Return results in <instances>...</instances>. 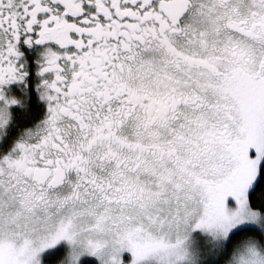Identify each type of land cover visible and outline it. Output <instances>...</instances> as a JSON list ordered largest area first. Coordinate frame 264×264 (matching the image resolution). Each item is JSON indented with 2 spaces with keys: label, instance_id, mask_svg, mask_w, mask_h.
Listing matches in <instances>:
<instances>
[{
  "label": "snow or ice",
  "instance_id": "snow-or-ice-1",
  "mask_svg": "<svg viewBox=\"0 0 264 264\" xmlns=\"http://www.w3.org/2000/svg\"><path fill=\"white\" fill-rule=\"evenodd\" d=\"M33 33L48 128L0 158V264H200L196 234L264 264V0H0V85Z\"/></svg>",
  "mask_w": 264,
  "mask_h": 264
},
{
  "label": "flooded vegetation",
  "instance_id": "flooded-vegetation-1",
  "mask_svg": "<svg viewBox=\"0 0 264 264\" xmlns=\"http://www.w3.org/2000/svg\"><path fill=\"white\" fill-rule=\"evenodd\" d=\"M33 35V42L31 44L24 43V38L21 37L17 42V49L20 55L16 58L17 65L20 66V71L24 73L21 79L13 80L8 82L7 84L0 85V93L8 96L12 99L13 107L11 108V114H13V110L16 108H22L24 104V99L29 92L34 91L38 94L40 101L44 103V114L41 120L37 121L35 124L28 126L24 130L21 131L19 135L11 136L10 150H12V146L17 145L18 142L22 141L23 134L22 132L28 129H35L37 125H39L43 120L47 118L48 108L46 99L44 102V98H42L43 85L42 80L51 79L52 73H43L39 72L41 62L43 60V50L45 45L37 44L35 42V33ZM12 120L6 124V126H12ZM25 133V132H24ZM31 142V140L29 141ZM8 149V148H7ZM7 149L5 151H7ZM19 154V150L17 148L13 149L12 155L16 156ZM69 179L74 178V173L68 174Z\"/></svg>",
  "mask_w": 264,
  "mask_h": 264
},
{
  "label": "trees",
  "instance_id": "trees-1",
  "mask_svg": "<svg viewBox=\"0 0 264 264\" xmlns=\"http://www.w3.org/2000/svg\"><path fill=\"white\" fill-rule=\"evenodd\" d=\"M44 103L40 101L36 92L31 91L24 99L22 108H16L12 112L11 120L12 126H8L6 137L0 143V153L4 152L11 143V136L13 133L19 135L22 130L35 124L41 120L45 110ZM260 198V193H257V199ZM215 257L209 252L200 261V264H214ZM81 264H98L96 260L92 258H85L81 261Z\"/></svg>",
  "mask_w": 264,
  "mask_h": 264
},
{
  "label": "rangeland",
  "instance_id": "rangeland-1",
  "mask_svg": "<svg viewBox=\"0 0 264 264\" xmlns=\"http://www.w3.org/2000/svg\"><path fill=\"white\" fill-rule=\"evenodd\" d=\"M0 96H2V98H0V106L5 107L7 110V114H8L5 123L3 124L2 127H0V143H1L3 141V139L6 137V133H7V129H8V126H6V124L11 121V116H10L11 108L13 107L14 104H13V102L6 103V101L10 100L11 98H9L6 95H3V93H0ZM43 100L45 102V98ZM45 103H47V108H48L47 100ZM24 132L25 131L22 132L23 136L25 134ZM31 142H34V140H31ZM10 146L8 147L7 151L0 153V158L4 157L6 155L12 154L13 149L16 148V145L12 146V150H10ZM196 239L200 244L201 256L203 258L206 254H208L210 252V249H211V244L207 242L209 240V238L204 236L203 234H196ZM62 244H63V242H62ZM63 247L66 249L67 245L63 244ZM125 256H127V253H125ZM85 258H92V259L96 260L97 263L99 264V261L96 259L95 256L84 255L81 257V261Z\"/></svg>",
  "mask_w": 264,
  "mask_h": 264
},
{
  "label": "clouds",
  "instance_id": "clouds-1",
  "mask_svg": "<svg viewBox=\"0 0 264 264\" xmlns=\"http://www.w3.org/2000/svg\"><path fill=\"white\" fill-rule=\"evenodd\" d=\"M12 100L6 101V103H11ZM7 110L5 107L0 106V118L7 119ZM48 124L46 119L43 120L39 125L36 126L35 129H28L25 130V134L22 137L23 142H29L30 140L37 141L39 138H41L47 131Z\"/></svg>",
  "mask_w": 264,
  "mask_h": 264
}]
</instances>
